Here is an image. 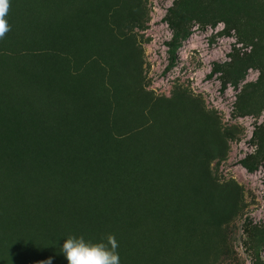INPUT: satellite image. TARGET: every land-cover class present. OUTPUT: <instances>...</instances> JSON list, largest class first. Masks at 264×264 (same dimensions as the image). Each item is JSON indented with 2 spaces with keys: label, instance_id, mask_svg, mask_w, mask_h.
I'll list each match as a JSON object with an SVG mask.
<instances>
[{
  "label": "rangeland",
  "instance_id": "1",
  "mask_svg": "<svg viewBox=\"0 0 264 264\" xmlns=\"http://www.w3.org/2000/svg\"><path fill=\"white\" fill-rule=\"evenodd\" d=\"M167 15L190 33L164 71ZM5 19L0 264L109 234L120 264H264V0H9Z\"/></svg>",
  "mask_w": 264,
  "mask_h": 264
},
{
  "label": "clouds",
  "instance_id": "2",
  "mask_svg": "<svg viewBox=\"0 0 264 264\" xmlns=\"http://www.w3.org/2000/svg\"><path fill=\"white\" fill-rule=\"evenodd\" d=\"M8 10L9 0H0V38L10 30L5 19ZM117 248L118 243L112 234L97 242L86 240L82 235H69L62 245L68 264H120Z\"/></svg>",
  "mask_w": 264,
  "mask_h": 264
},
{
  "label": "trees",
  "instance_id": "3",
  "mask_svg": "<svg viewBox=\"0 0 264 264\" xmlns=\"http://www.w3.org/2000/svg\"><path fill=\"white\" fill-rule=\"evenodd\" d=\"M170 14H175V10L168 8ZM166 23L170 28V37L164 41L166 48V64L164 66V71L169 70L175 63L177 58V49L181 42L189 35L190 31L185 27H180L176 21L172 20L169 15L165 17ZM241 167L246 171L254 170V166L244 159L238 161Z\"/></svg>",
  "mask_w": 264,
  "mask_h": 264
}]
</instances>
